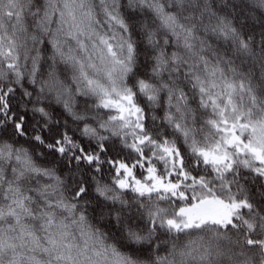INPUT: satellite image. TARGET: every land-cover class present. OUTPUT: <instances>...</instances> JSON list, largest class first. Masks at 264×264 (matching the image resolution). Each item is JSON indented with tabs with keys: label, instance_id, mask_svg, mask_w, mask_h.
Segmentation results:
<instances>
[{
	"label": "snow or ice",
	"instance_id": "snow-or-ice-1",
	"mask_svg": "<svg viewBox=\"0 0 264 264\" xmlns=\"http://www.w3.org/2000/svg\"><path fill=\"white\" fill-rule=\"evenodd\" d=\"M0 264H264V0H0Z\"/></svg>",
	"mask_w": 264,
	"mask_h": 264
}]
</instances>
